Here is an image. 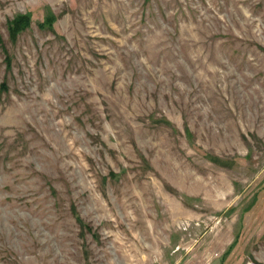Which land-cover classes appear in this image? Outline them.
Returning <instances> with one entry per match:
<instances>
[{
    "label": "rangeland",
    "instance_id": "rangeland-1",
    "mask_svg": "<svg viewBox=\"0 0 264 264\" xmlns=\"http://www.w3.org/2000/svg\"><path fill=\"white\" fill-rule=\"evenodd\" d=\"M0 264H264V0H0Z\"/></svg>",
    "mask_w": 264,
    "mask_h": 264
},
{
    "label": "trees",
    "instance_id": "trees-1",
    "mask_svg": "<svg viewBox=\"0 0 264 264\" xmlns=\"http://www.w3.org/2000/svg\"><path fill=\"white\" fill-rule=\"evenodd\" d=\"M12 27L10 29L13 36H15L18 32L22 31L24 28L28 27L29 21L25 16H21L16 19L14 22L12 21Z\"/></svg>",
    "mask_w": 264,
    "mask_h": 264
}]
</instances>
